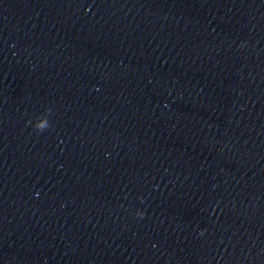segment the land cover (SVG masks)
<instances>
[{
    "label": "water",
    "instance_id": "1",
    "mask_svg": "<svg viewBox=\"0 0 264 264\" xmlns=\"http://www.w3.org/2000/svg\"><path fill=\"white\" fill-rule=\"evenodd\" d=\"M0 264H264V0H0Z\"/></svg>",
    "mask_w": 264,
    "mask_h": 264
}]
</instances>
